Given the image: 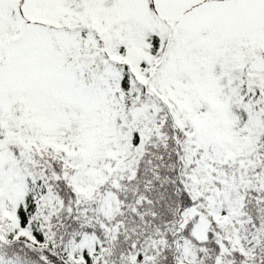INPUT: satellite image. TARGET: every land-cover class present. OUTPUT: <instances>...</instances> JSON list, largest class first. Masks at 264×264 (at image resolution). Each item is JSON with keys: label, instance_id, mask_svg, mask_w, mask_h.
<instances>
[{"label": "snow or ice", "instance_id": "snow-or-ice-1", "mask_svg": "<svg viewBox=\"0 0 264 264\" xmlns=\"http://www.w3.org/2000/svg\"><path fill=\"white\" fill-rule=\"evenodd\" d=\"M0 264H264V0H0Z\"/></svg>", "mask_w": 264, "mask_h": 264}]
</instances>
